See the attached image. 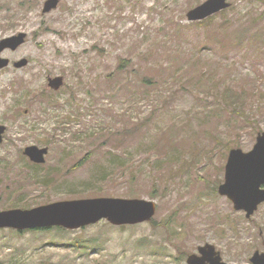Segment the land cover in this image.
<instances>
[{
  "label": "rangeland",
  "instance_id": "rangeland-1",
  "mask_svg": "<svg viewBox=\"0 0 264 264\" xmlns=\"http://www.w3.org/2000/svg\"><path fill=\"white\" fill-rule=\"evenodd\" d=\"M44 1L0 0V39L26 34L1 53L0 210L96 197L156 210L133 225L1 228L0 264H186L206 243L250 264L258 229L217 187L229 150L264 131V0L199 21L186 13L205 0H59L43 13ZM30 145L47 148L43 162Z\"/></svg>",
  "mask_w": 264,
  "mask_h": 264
},
{
  "label": "water",
  "instance_id": "water-1",
  "mask_svg": "<svg viewBox=\"0 0 264 264\" xmlns=\"http://www.w3.org/2000/svg\"><path fill=\"white\" fill-rule=\"evenodd\" d=\"M59 0H45L42 12L57 7ZM230 6L227 0H205L186 13L188 21H199ZM26 34H18L0 39V69L9 64V59L1 56L5 49L15 50L25 41ZM26 59L14 63L20 68L27 64ZM62 78L48 79V86L58 89ZM5 127L0 125V141ZM25 155L35 163L44 161L46 147L30 145L25 147ZM224 180L217 187L220 196L227 197L235 210L245 212L249 218L259 204L264 202V131L257 134L252 149L244 152L240 148H231L224 167ZM156 210L151 200L143 198L96 197L56 201L37 207L0 210V229L10 228L18 231L60 226L69 230L78 229L100 220L112 225H133L149 221ZM198 254H190L187 264H226L220 253L211 244L197 247ZM254 264L264 261L252 259Z\"/></svg>",
  "mask_w": 264,
  "mask_h": 264
},
{
  "label": "flooded vegetation",
  "instance_id": "flooded-vegetation-1",
  "mask_svg": "<svg viewBox=\"0 0 264 264\" xmlns=\"http://www.w3.org/2000/svg\"><path fill=\"white\" fill-rule=\"evenodd\" d=\"M261 187L264 188V185H262ZM259 209H262V207L258 206L255 212L251 215L252 218L251 226L254 229H258L257 231L258 241L256 242L253 251L249 257L251 261L250 264H254V261H252V259H256L261 262L264 261V223L261 222L264 219V216L258 215L257 211Z\"/></svg>",
  "mask_w": 264,
  "mask_h": 264
},
{
  "label": "trees",
  "instance_id": "trees-1",
  "mask_svg": "<svg viewBox=\"0 0 264 264\" xmlns=\"http://www.w3.org/2000/svg\"><path fill=\"white\" fill-rule=\"evenodd\" d=\"M213 18V15L212 16H209V17H207V20H209V19H212Z\"/></svg>",
  "mask_w": 264,
  "mask_h": 264
}]
</instances>
